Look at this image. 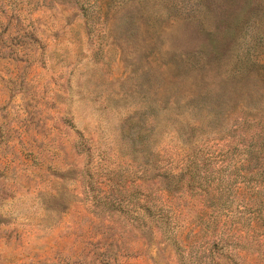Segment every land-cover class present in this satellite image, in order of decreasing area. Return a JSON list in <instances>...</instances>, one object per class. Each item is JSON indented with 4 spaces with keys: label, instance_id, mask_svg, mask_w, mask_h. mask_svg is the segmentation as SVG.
I'll return each instance as SVG.
<instances>
[{
    "label": "rangeland",
    "instance_id": "1",
    "mask_svg": "<svg viewBox=\"0 0 264 264\" xmlns=\"http://www.w3.org/2000/svg\"><path fill=\"white\" fill-rule=\"evenodd\" d=\"M0 264H264V0H0Z\"/></svg>",
    "mask_w": 264,
    "mask_h": 264
}]
</instances>
